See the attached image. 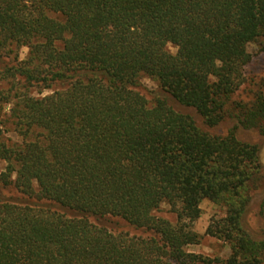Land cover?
<instances>
[{
  "label": "trees",
  "instance_id": "obj_1",
  "mask_svg": "<svg viewBox=\"0 0 264 264\" xmlns=\"http://www.w3.org/2000/svg\"><path fill=\"white\" fill-rule=\"evenodd\" d=\"M262 42L264 0H0V264H263L241 225L258 147L139 91L264 137V98L230 108ZM205 200L226 210L208 235L228 260L187 250Z\"/></svg>",
  "mask_w": 264,
  "mask_h": 264
},
{
  "label": "rangeland",
  "instance_id": "obj_2",
  "mask_svg": "<svg viewBox=\"0 0 264 264\" xmlns=\"http://www.w3.org/2000/svg\"><path fill=\"white\" fill-rule=\"evenodd\" d=\"M169 50L176 54L177 50L173 46H169ZM253 59L249 66L245 69V83L242 84L238 92L231 99L230 108L238 104L248 105L253 103L258 97L264 98V42L253 44L248 47ZM29 50L23 48L20 52V61H25ZM9 61H0V69L4 67ZM139 91L148 99L151 104L158 100H165L174 110L184 115L191 116L198 127L204 132L212 136L226 137L232 131L236 132V137L239 141L256 146L259 149L260 161L263 167V177L260 183L250 192L251 202L247 208L246 213L242 216L241 225L243 229L252 237L253 240L260 243L264 240V137L258 129H245L238 126L237 119L231 117L225 120L218 127H208L204 119L198 113L191 109L184 107L172 99L169 95L162 91L159 85L149 78L141 80ZM50 92L44 93L49 95ZM232 113V111H230ZM13 140L20 139L14 135L9 134ZM5 164H0V172L5 169ZM6 198H19L14 190H6L4 192ZM200 219L194 223L193 230L199 235L200 242L197 245H192L187 248L188 252L203 255L212 260L220 259L222 261L228 260L232 256L231 246L223 239H218L208 235L210 227H215L216 223L225 220L226 210L222 206L216 205L209 200H205L201 204ZM159 218H164L172 223L177 222V217L171 213V208L168 205L155 213ZM101 225L111 229L121 228L128 229L125 224L118 222H111L109 220H101ZM264 260V258H263ZM264 264V261H263Z\"/></svg>",
  "mask_w": 264,
  "mask_h": 264
}]
</instances>
